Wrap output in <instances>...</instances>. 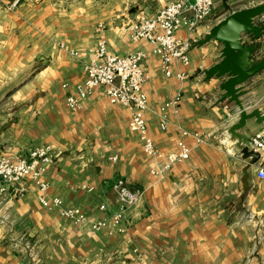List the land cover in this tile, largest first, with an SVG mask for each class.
Segmentation results:
<instances>
[{
    "label": "crops",
    "instance_id": "1",
    "mask_svg": "<svg viewBox=\"0 0 264 264\" xmlns=\"http://www.w3.org/2000/svg\"><path fill=\"white\" fill-rule=\"evenodd\" d=\"M168 1L120 0L113 6V0H104L102 8L70 6L57 12L44 6L34 14L26 4L10 10L9 0H0V154L17 157L35 145L50 144L48 194L60 197L64 206L80 207L92 219L116 210L115 178L144 190L141 203L126 214L125 231L109 235L75 226L56 209H45L31 183L20 184L26 190L18 195L10 188L1 212L7 220L0 225V264L31 263L10 245L9 238L20 233L36 243V264H264V178L257 177L252 165L243 180L247 160L227 133L238 119L227 111L238 110L227 99L218 100L219 79L205 78L204 70L219 60L221 45L213 40L197 44L224 16L222 4L216 3V10L189 34L195 42L183 81L162 73L148 41H131L121 29L150 17ZM237 1L246 0L228 3ZM262 2L247 0L240 8ZM258 19L264 27V13ZM100 22L107 27L98 33ZM180 33L188 34L184 29ZM99 38L113 54L145 53L141 65L148 80L143 90L151 109L145 119L159 149L176 150L179 140L192 146L189 157L162 179L151 175L153 160L129 129L125 106L110 103L100 89L83 99L78 110L65 104L83 79L84 63L91 58L88 49ZM248 43L256 45V59L264 58V32ZM70 49L78 54L72 56ZM244 89L240 99L246 110L259 109L264 115V69L246 80ZM178 90L179 120L170 115L171 123L161 130L156 111ZM176 121L203 133L205 142L195 145L192 137H183ZM263 126L264 121L249 118L238 132L246 144ZM101 204L105 210L99 209ZM241 211L262 221L258 242L252 224L239 220Z\"/></svg>",
    "mask_w": 264,
    "mask_h": 264
},
{
    "label": "built area",
    "instance_id": "2",
    "mask_svg": "<svg viewBox=\"0 0 264 264\" xmlns=\"http://www.w3.org/2000/svg\"><path fill=\"white\" fill-rule=\"evenodd\" d=\"M17 2L18 0H15L13 5ZM215 2L216 0H193V2L169 0L150 17L142 21L127 22L121 29L128 34L131 41L141 39L148 41L151 52L159 58L162 73L166 77L174 76L179 81H183L186 78L185 67L189 63V52L195 42L189 34L213 13ZM106 27L105 23L100 22L95 30L99 33ZM182 29L188 34L182 35L180 33ZM60 46L64 48L63 43H60ZM88 51L91 58L84 63L83 79L76 83L74 91L66 96V106L71 110H78L82 100L91 95L95 89H100L110 103L125 106L129 112V129L137 133L142 141L144 153L153 160L151 175L156 181L162 179L173 165L189 157L192 146L184 140H179L176 150L163 152L148 134L145 115L151 109L143 90L148 75L141 65L145 53L137 50L125 55L113 54L108 51L106 42L102 38L97 39ZM68 52L72 56L78 54L73 49ZM173 66L176 67L175 71L172 69ZM181 96V91L178 90L156 111L161 130H165L171 123L170 115L179 120ZM233 114H238V111H227L228 116ZM175 126L183 137H192L195 145L205 142L203 133L191 132L183 128L178 121L175 122ZM246 145L248 149L257 153L258 158L253 165L256 168L257 177L264 178V126L249 137ZM52 156L53 148L50 144L35 145L24 155L17 157L0 154V213L5 204L7 191L12 188L16 195L21 194L26 189L20 184L28 182L33 185L37 199L45 209H56L61 217L75 226L93 232L105 231L109 235L123 233L125 228L122 225L126 220V214L141 203L144 190L131 188L124 179L115 178L111 188L116 194V210L101 219L89 218L80 207L64 206L60 197L48 194L50 183L47 177V166ZM105 208V204L99 206L100 210ZM250 215L255 219L254 214L250 213ZM6 220L5 213H1L0 225H4ZM255 220L260 225L255 235L258 242L261 237L262 221ZM9 240L13 249L23 254L24 258L31 260L30 264L37 263L36 243L27 234L20 233L10 237Z\"/></svg>",
    "mask_w": 264,
    "mask_h": 264
},
{
    "label": "water",
    "instance_id": "3",
    "mask_svg": "<svg viewBox=\"0 0 264 264\" xmlns=\"http://www.w3.org/2000/svg\"><path fill=\"white\" fill-rule=\"evenodd\" d=\"M228 2L221 0L224 16L209 28L197 44L213 40L221 45L219 60L205 69L204 74L205 78L215 77L220 80L221 94L218 100L227 99L238 110V119L227 128V133L232 139L235 138L241 159L247 160L242 169L245 181L258 155L248 149L238 130L245 126L249 118H255L258 123L263 122L264 115H261L259 109L247 111L246 101L240 97L245 94L244 82L264 69V58L256 59V45L248 43V39H257L264 32V27L258 21L264 13V2L245 8Z\"/></svg>",
    "mask_w": 264,
    "mask_h": 264
},
{
    "label": "rangeland",
    "instance_id": "4",
    "mask_svg": "<svg viewBox=\"0 0 264 264\" xmlns=\"http://www.w3.org/2000/svg\"><path fill=\"white\" fill-rule=\"evenodd\" d=\"M14 1L15 0H9V2L6 4V8H8L10 10H15V9L19 8L20 6L26 4V5H28V7L32 11V13H34V14L40 13L44 9V6H49V7L53 6V9L57 10V12H59V11L65 10V8H68L70 6H72L73 8H76V6L88 7V8L90 7L91 8V5H92L93 7L99 6L100 8H102L103 2H104V0H95L96 4L95 3L94 4H91V3L83 4V2L88 1V0H18V2L13 5ZM119 1L120 0H113V6L119 5ZM246 2H247V0L246 1H237L234 4L237 5L238 7H241L243 5H246ZM216 3L220 4L221 0H216L215 5H216ZM214 10H216V8H214ZM218 12H219V9H218ZM221 12H223V10ZM216 14H217V11H216ZM102 23H105V22H102ZM250 216H251L250 213H247L246 211H241L239 220L241 222L251 223L253 231H254V235H256L258 232V229L260 228V225L257 222H255L256 220L254 218H252Z\"/></svg>",
    "mask_w": 264,
    "mask_h": 264
}]
</instances>
